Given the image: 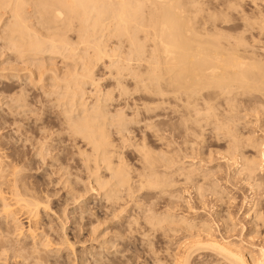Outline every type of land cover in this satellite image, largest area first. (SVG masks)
Returning a JSON list of instances; mask_svg holds the SVG:
<instances>
[{
  "label": "rangeland",
  "instance_id": "374dc122",
  "mask_svg": "<svg viewBox=\"0 0 264 264\" xmlns=\"http://www.w3.org/2000/svg\"><path fill=\"white\" fill-rule=\"evenodd\" d=\"M33 2H35V4ZM45 2L46 0H43V1L37 0V2L36 0L35 1L27 0V4H30L29 7L27 8V11L29 12L27 13V15L30 13H33V14L36 13L34 15L30 14V15H33L32 17L28 15V19L29 20L32 19L29 21V23L31 21L34 22V23H30V26L31 25L33 26L34 24L32 28L36 30L35 31L36 33L39 29L40 31L39 34L40 36H42L41 38L44 41H47L48 44L51 43L50 41L52 40H57L56 42H58V38L65 39V41L67 38L66 44L68 43L70 46H68V44L65 45L64 47L59 46V49L57 48L59 52L58 51L55 52L54 51L55 49L53 48L51 49L50 48L51 45L49 46L47 44L46 48L43 49V51L36 52L32 50L30 51L32 52L31 54L30 52H28L29 55L34 56V58L28 55L27 61H29L30 63L24 62V63H27V64H24V63L18 62L19 60L17 59V56H15L16 55L15 52H13L14 49L12 47H9L11 46L10 44H7V41L5 39V34L3 35L4 32H0V35H2L0 37V59H1L0 60V154L3 158L2 160L4 164L7 165L6 167L9 166L8 168H10L13 165H15L16 167L15 166L14 167L17 170L19 169L18 170L19 172L17 175H19L18 178H19V181L21 182L18 184L21 185V183H24V185L28 187V189L33 188L35 192L37 190L38 193L37 192L36 193L39 194V196L40 195L42 197L45 196L43 199H45L46 196H48L51 200L50 207L52 208H50V210L52 211L50 212V210H47L46 211L47 213L46 212L42 213V215L44 216L41 215L42 216L41 221H44L45 224L42 223L41 221L40 223L46 226L44 227L45 234L50 233V235L48 234L49 236L46 237L47 242L45 241V243H48V240L49 241L53 240L52 243L53 242L55 243V244L53 243L55 247L50 242L46 244L48 245V247H44V249L41 247L43 251H45L47 248L46 251H48L49 249L48 252H50L48 254V252L45 251L44 252L45 255L46 254L48 255H46L47 257H45V255L43 254L44 257L48 259L50 257H53V259L56 258L58 260L63 255L64 257L62 256L61 258L67 259V260L65 259L66 262L64 264H68V263L69 264H75V263L76 264H81V263L82 264H93V263L96 264L97 262L100 261V258H102L101 261H103L102 262L103 264L104 263L105 264H175L176 258L183 255L181 253L182 252L184 253L185 251H187V248L188 250L190 248L191 251L192 250L194 251L199 248L197 251L193 252L194 255L192 253V256L190 258V264H230L231 262L228 258H225V259H228L227 261L230 263L225 261V259L223 258L224 255L223 256H221L222 254L219 255V253L215 250L217 252L216 254V252L213 251L212 247L209 246V248L210 249L212 248V250L205 249V246H207L206 243H204L205 246L201 243L196 245L199 242L198 240L202 239L201 235H199V233L195 231L197 229L195 228L194 230L193 228L190 227L191 226L190 224H195V221H196L199 224L201 222H205L209 224L208 226H211L210 229L212 230V233L217 238L222 239V240L225 239V241L234 244L236 248L239 247L240 250L243 249L242 251H244V254H246L247 257L250 256L251 258L252 255L250 254L255 253L253 254V257L254 258L257 257L255 259L260 260V257H259L260 250L258 251V249L261 248L262 246L264 247V242H261L260 239L257 240V237H254L255 234L251 233L252 224L250 223L253 220L251 217L255 216V211L260 210L262 214H264L263 213L264 212V191H263L264 189L263 187L264 186V182H263L264 181V158L261 159L262 158L261 156L264 155V145L262 146V144H264L263 143L264 142V93L263 94L261 93L264 91H262L259 95L258 94L259 92L257 91L255 92V90H253L252 91L254 92L253 94L252 92L247 93V94H251L250 96V95H247L245 92H244L245 94L244 93L240 94L243 92V90L242 92H240L241 90L237 92L238 94L236 93V90H235L234 92V96H236L235 97L236 99L234 98L235 101L233 99H230V101L233 100V102L228 103L229 102L228 99H227L228 102L227 101L225 102L226 99L223 98L222 96L220 97L225 99L224 101L218 96H217L218 98L216 97L215 92H217V90L213 91L211 89L212 90L211 92L208 90L207 91L205 90L204 95H210L207 97L205 96V98L207 99V102L209 100L211 101V102H208L209 105L213 101L211 99H214L213 101L214 103H212L213 104L212 107H214V105L216 106L214 107L213 114H215L216 116V113H217L218 116H216L215 118L214 115H211L210 113H208V116L210 117L213 116V117L210 120L208 119V121L206 120L207 118H209L206 116L207 112L209 111L208 110L206 111V109L208 108H205V107L207 106L208 103L204 102L206 101L204 98L203 101L202 100L199 101L200 102L199 105H201L202 107L204 106L202 105L201 101L204 102V104H206L203 110L204 112L206 111V113H203V111L201 110L202 112L200 113H202L203 115H200V113H195V112H194L195 115L194 113L193 115L195 119L197 117V114H199V117L200 116L202 117L201 119L205 118L204 119L205 122L204 120L200 121L201 119H199L198 121L201 124H199L198 122L196 123L195 120L197 118L193 120V117L192 119L190 118L191 116L190 117L183 116V113H184L183 109L184 107L186 108V106L182 105L185 103L181 104V102H183L182 99L176 97L174 98V99H177L175 101L173 98H171L170 95H168V98H166L167 100L164 101L163 99H161L159 95H157L159 97H157L156 95L152 96V93L151 94L150 92L147 93L146 90L142 89L141 86L143 85V83L144 85H147L146 84L147 80L144 81L143 79H140L141 80L140 81L136 76H132V75L133 73L135 75L137 72H139L137 74H141L140 73L141 70H142L141 71L142 74L143 73L145 74V72L143 71H147L150 68L148 67L149 62H143L142 60L138 61V59H136L137 57L136 54H134L131 50H130L131 52L128 50V49H132V47L129 44V41L128 39H126V37L124 38L123 36H120L124 39L118 37V39H121V40H118L115 36H112L113 38L111 37V40L107 43L105 41H108L110 38L108 40L106 39L110 36L106 33V31H105V34H102L103 31L102 32L99 31L97 35L89 36L90 38L94 37L95 39L94 38L92 40L90 38L87 39L88 38L87 36L85 35L82 36L83 35L82 33L84 32L79 31L82 29L80 27L82 23L79 21L78 18H75V16L72 17V15L68 13V11H66L67 9L64 8L65 9L64 11L62 7L60 9H62V11L65 12L64 13L65 17L63 16L64 18L62 20L59 19L56 21V19H54L55 17H54L53 12L48 14V12L44 10V8H46L47 10L48 9L51 10L54 7L44 6ZM177 2L180 3L182 7L185 6L186 9L185 8L184 9L186 12H188L186 13V15L190 14L192 17L189 15L188 16L191 18L196 17V20H198L199 22L197 23L198 25L200 24L202 25L205 21L207 23L208 22L210 23V25L209 23L207 24V26H209L207 27V29H209L212 24H216V26L218 27L216 28V30H221L224 33L227 32L224 35V33L220 31L226 38L231 39L230 41L228 39V41L232 42L233 44V45H230L231 44L230 43L229 44L230 46L237 47L238 49L241 48L240 49V51L242 50L241 51L242 53L240 52L241 54L246 53L248 54V55L245 54L246 56H250V57L252 56V59L253 58H255V60L257 59V62L258 63L260 62L261 65L264 67V27H263L264 26V0H179V1L177 0ZM180 4H177L179 5V8L181 7ZM31 5L32 7L30 8ZM45 5H49V4L46 2ZM34 6H36L37 8L35 9ZM38 10L39 11L44 10L43 11L44 13L43 12L42 14L39 13V16H38V12H39ZM46 14L49 19L47 18ZM34 16H36L37 18ZM45 16L48 20L44 19ZM6 17H5L6 18L5 22H3L2 24L6 25L7 23L10 22L11 20L10 15L9 14L6 15ZM39 17L40 19H42L43 17L41 22H39L40 21ZM71 17L77 20H74V19H73L74 21L70 20L69 18ZM213 17H215V19ZM65 19H68V20H65ZM213 19L215 21H213ZM43 20L45 22L44 24L46 25V27L45 25H43ZM54 20H55V24L58 25L60 22V25L58 26L53 25ZM65 22L67 25H65ZM68 22H69V25H68ZM46 23H50V24L52 23L51 26L53 29H51L50 28L51 26L50 25L48 26V24ZM106 23H110V22L106 21ZM107 25L109 26V24ZM53 26H55L56 28ZM63 26H66V27H63ZM59 27L62 29H60ZM214 27L215 25L214 26L212 25L211 27L212 29H214L212 33L215 32ZM59 29L60 31L63 30V33L61 32L59 33L58 32ZM212 29H209V30H212ZM90 30L91 28H89V31ZM54 33H56L57 35ZM106 35H107V38H106ZM141 35L142 34H140V37ZM36 36L40 37L37 34ZM62 36L65 38H63ZM98 36L100 39H97ZM142 36H143L142 39L140 38L141 41L144 40V35ZM53 37H55V39ZM80 37L83 39H81ZM102 37H104L105 40H103ZM236 39L238 41L240 39V42L242 43V45L239 42L238 46H237V43L234 46V42L237 41ZM97 40L100 41V43ZM102 40L104 42H101ZM85 41H88V42H85ZM94 41L95 42L97 41L98 45H103L104 43H105L104 45L108 44L107 46L110 49L107 48V46H106V49H107V53L111 52L110 55H112L113 52L117 51V53L115 52L116 53L115 55H112L113 59L116 56L115 58L117 60L115 59L111 60L112 59L111 57H109L110 58L109 60L107 57L108 55L100 59V61H98V57H96L97 58L96 61H95L96 58L89 59L91 61H94L92 63L93 68L89 69L88 64L91 62L88 60V58H90L92 54H93L91 56L92 58L95 57V55L97 56L96 54L97 53V43H95ZM119 42L120 43L122 42V43L119 44ZM147 42H146L147 46L150 44L148 47L146 46V48H149L147 50H151V49L153 50V48L151 47V46H154L153 45L154 43L152 42V40L151 41L147 40ZM85 44H90V45H85ZM91 44H94L95 46L93 47V45ZM56 45L58 44L56 43ZM227 45L228 44H226L225 48L228 49L230 46L228 45L229 46L228 47ZM71 46L75 48L74 52L72 51V48H70ZM87 46H89L91 49L87 50L88 49L86 48ZM48 48H50L51 50ZM93 48L96 50H93ZM10 49L11 50L13 49V51H10ZM111 49L113 50L116 49V50L113 51ZM109 50L111 51L108 52ZM151 51H146V53L147 52L151 53ZM34 52L36 55L37 54L38 55L36 56ZM42 53L45 55H40L41 56L40 57L39 54H42ZM132 53L135 55L134 57L132 56L133 55ZM12 55L15 57H12ZM78 55H80L82 60L79 59L78 61V58L72 59L75 57H79ZM148 56H146V58L144 57L143 60H146ZM132 57L134 61L132 60ZM15 58L17 60H15ZM35 58H38V59L35 60ZM83 59L85 62L88 61L89 63L87 62L85 63ZM30 60H33V62ZM109 61H112V62H109ZM148 61L150 60L148 59ZM114 62H116L115 65L111 66L112 64H114ZM31 63H32V66H31ZM94 63L95 65H93ZM84 64H86L87 66ZM25 65H28V66H25ZM89 66H91V64H89ZM120 66L122 67L120 68ZM129 66H131V68ZM133 66H135L138 69V71H134L136 68ZM31 67H32V70H31ZM35 67H36V72L34 71ZM38 67H39V70H37ZM128 67L131 70L133 69L134 72L132 74L128 70ZM85 69H88L89 71H91L90 75H92L91 78L92 80L94 79L93 80L94 83L96 81L95 84L93 83L92 80H91L92 83H86V81H90V80L82 78L83 76L85 77L86 75L88 76V78L90 76L88 70H86V74H84ZM32 73H34L35 75L32 76ZM36 73H39V74L36 75ZM18 75L20 76V79H18ZM6 76H9L8 79L6 78ZM78 76H81L80 79L78 78ZM145 76H147V74ZM145 76H144V79H145ZM166 76L169 77L168 75ZM76 77L78 79H76ZM70 79L79 81L78 84H80V86L83 85L82 92H85V93L84 95L83 93L79 95L83 96V98L86 101L82 99V97L81 98L79 97V99H80V102L82 101L84 102L83 104L84 107L85 106L86 108L89 107V110L91 109L92 111L95 108L94 111L100 110V113L103 112L104 115L105 113L106 115H108L106 118V121L107 119L110 121V122L107 121L108 123L107 125H108V128H111V130L108 129V131L112 132V133L110 132V134H112V137H110L111 138L110 141L114 143L112 145H115L117 148H119V149H116L118 151L115 150L116 151L115 157L119 158V156L122 155L120 156L119 161H118V158L116 159L114 157V159H116V163L120 164V166L124 167L127 165V168L129 167L128 173L130 174H127V175L128 176L130 175V176L127 179H130V182L128 180L127 181H128V184L130 185L125 184L126 186L123 185L124 188L123 187L121 188V186H119V188L117 189V187L114 184V182L116 183L115 181L116 178L111 176V173L107 171L106 168L103 166L104 164L102 165V163H100L97 165L95 159L98 157V154L96 152L91 153L92 152L91 147L86 146L85 141L82 140V136L80 135L81 136L80 138L78 134H75L74 128H72L74 126L73 123L79 122L80 117L83 116V110H81L80 106L77 107V105L80 103L78 99H76L77 102L75 101L78 104L73 105V104H76L72 101L75 99L74 95L76 93L74 91L77 92V86L79 85L77 84V81H73V80L70 81ZM81 79L82 80L84 79L82 81V84H81ZM168 79L169 78H167V80ZM68 80L70 81V83H67ZM137 81H139V83H137ZM69 84L71 86L75 85L76 89H74L73 88L74 86H73L72 88L74 89V91H71L73 89L71 88L70 90ZM123 87H126V90L127 89L128 90L127 91L125 90V92L122 91L121 88ZM138 87H141L142 90ZM83 89L84 90L86 89V90L84 91ZM21 90H23L24 92L23 91L21 92ZM54 90L57 91V93ZM237 90H239V88H237ZM68 91L69 92L71 91V93L73 92L75 94H72L71 96V94ZM205 92L207 93L209 92V93L207 94ZM18 93H21V94H18ZM211 94L212 95L215 94V95L212 96ZM241 96L242 98H239ZM172 97L174 96L172 95ZM210 97L212 98L209 99ZM215 97L217 100H215ZM159 99H161L160 100L161 102L158 101ZM23 100L25 102H23ZM67 100L69 102L70 101L72 102L70 103L68 102L69 103L68 104L66 103ZM99 100L103 102L99 103ZM162 100L164 101L163 102L164 104L166 101L168 102L171 101L170 102L171 104L166 102L167 104L164 105L162 104ZM158 102L161 107L158 106L159 105L157 104ZM134 103H136V105ZM143 103L144 105H147V106L150 105L149 106L150 109H148L149 107L146 108L143 105ZM97 104L98 106L100 105L99 108L95 106ZM67 105L69 108L67 107ZM127 105L129 106L127 107ZM134 105L137 109L141 108L140 110L138 109L136 111L137 112L136 114H134L135 113L134 107H133ZM154 105H156L155 107L157 109H155ZM209 105L207 107H209ZM231 105H233V108ZM70 108H71V111H70ZM76 108L78 109L80 108L79 111ZM103 108L105 111L102 110ZM151 108L152 110L154 108L156 111L154 112L153 110L151 112ZM216 108H217V112L215 110ZM230 108H232L233 111H231L232 109ZM234 108L236 109L234 110ZM67 109L68 111H66ZM145 109H147L148 111L150 110L149 113H147ZM184 110L187 111L186 109ZM67 112L69 113L70 117L65 119L67 117L65 115L67 114ZM153 112L156 113L157 115L153 114ZM118 113H123V114L120 115ZM146 113L148 115L150 114L149 116H152V117L153 115L154 116L156 115L155 117H153L155 119L152 120L151 118L149 120L148 119L149 116H147ZM73 114L75 116L72 117ZM77 114H80L81 116L80 115L77 116ZM179 114L180 116L182 115L184 118L186 117L185 118L186 120L183 118V120L185 121L184 123H186V125L188 123L187 121H189L187 120V118L191 119L187 126L184 125V123L182 124L183 122L182 120H181L182 122L180 123L179 118L182 119V117H179ZM109 115L113 116V117L110 116L112 120L108 118ZM125 115H127L126 118L128 117L130 120L131 119L133 120V117L136 119H134L135 121L127 122L126 123L127 125H125L124 124L125 122L122 120H119L118 118L120 117L121 119L122 117L124 120H128L124 117ZM232 116L233 117L235 116L237 118L235 123H233V121H235L234 119L228 118V117L231 118ZM228 119L230 120V123H233V124L227 123L229 122ZM113 120H116L117 123L114 124V122L116 121L112 123ZM213 120L214 122H212ZM209 121H211L212 123ZM219 121L223 122L222 125H221V122H220V125H217V123L219 124ZM190 122H194V125H192V129L190 128L192 131L189 130L190 132L186 133L187 131H185L186 129L184 128V126H186L188 130V126L190 127L189 124H193ZM122 123L125 125L124 128L126 130V133H124L125 130H123L124 125H122ZM156 123H158L159 126ZM224 123L226 124L224 125ZM110 124L112 125L118 124L117 125L118 127L115 128L116 126H111ZM155 124L158 128L156 126H154L155 128H152V126ZM172 124L175 126H172ZM196 124H197V127H196ZM227 124L231 125L233 129L229 127ZM69 125L71 127H69ZM223 125L226 128H229L231 131L233 130L232 136L230 138H228L230 134L227 135L229 129H226L225 127H223ZM233 125L234 126L236 125L235 126L236 131ZM120 126L122 129H119ZM213 126L215 128L216 127L219 128L222 126L224 128V131L222 127L219 128V130H217L218 128L215 129ZM200 128H203V129H200ZM70 129H73V130H70ZM127 129L128 130L131 129V132L129 131L127 132ZM195 129L197 130L194 131ZM118 130H120L121 132L120 131L118 132ZM151 130L153 131V133ZM234 131L238 132V135L240 137V139L239 137L235 139H238L239 141L243 139L245 140V141L243 140L244 141L243 143L242 141L241 143L239 142L240 148L243 147L242 152H244L245 157L248 156L249 158H252L254 156H257L258 152L260 154L259 160H260V165L262 164L260 166L261 168L259 167L260 170L259 171L257 170V172L255 173L257 175L256 176L253 175V178H251V181L249 182H248L246 172L245 173L241 172L243 169L242 164L244 162L242 161L243 156H244L242 153L239 152L242 155H240L239 153L235 155L237 161L235 159L233 160L231 159L232 162L231 160L229 162H227V160L225 161L226 159L225 156L233 152V148L230 147V146H233V144H229L228 140L230 142L232 137L234 138L238 136L237 133L236 134L234 133ZM222 132H224V134ZM158 133H159V136L156 135ZM122 134L124 135L122 137L123 139H120L121 138L120 136H122ZM183 134L185 137L182 136ZM233 134L236 136H234ZM222 137L223 139H226V140H222ZM161 138H163V140H161ZM247 138L248 140L249 139L253 140V143L254 142L258 143L259 141L261 143V146L258 145L259 150L258 149L255 150L256 148L251 146V144H253L252 141L251 142L247 141L248 143L249 142L251 143L249 146V144L246 142ZM164 141H167V142H164ZM244 143L245 144L247 143L246 145H248V147ZM141 144H144V146L146 147L144 148V146ZM169 146L170 148H168ZM245 147L247 148L245 149L247 152L244 150ZM249 147L252 148L254 151L251 150ZM142 148L144 150L146 149L147 151L146 150L145 151L147 153H150L151 155L157 151L156 153L157 154L159 153L160 155V156L157 155L158 159L156 157L158 164L161 162L160 161L161 158L162 160L164 158L167 159L165 160V162L163 161L164 163L161 162V164L162 163L164 164V165L162 164L163 165L162 168H161V164H159L160 168H158L159 166L158 164L156 165L157 169L155 170L159 169L156 172H160V173L164 171L166 172V169H168L169 166L171 167V164L172 166L178 165L177 167L176 166L171 167V168L169 167L170 170L168 169L167 171V174H170L169 175L170 178L174 176L172 177L174 181L171 178V182L168 183V186L167 185L165 186L166 188H168V189L164 188L166 192H164L163 188L162 189L158 188L159 190L152 189L155 187L150 186L149 182L146 180V177L147 179L151 178L152 180V176L149 177L150 175L146 173L147 171H149L147 170L148 167L146 168L147 165L149 166V163L147 159L145 158V156L143 159L142 153L145 155L146 152L144 153V150ZM227 148L229 150H227ZM111 149H113V147ZM140 149L143 150L142 153ZM164 150L165 151L167 150V152L169 150L170 153H166V154H169L171 156L170 157L171 159L172 158L176 159V160L172 159L171 164L170 163L168 165L166 164V161L169 160L167 157L169 156L165 154ZM260 150H261V153H260ZM159 151L160 152L163 151L165 155L163 154V157H162V153H160ZM223 152L224 153L228 152V153H226L225 155ZM139 154L141 155L142 158L140 157ZM83 155H85L86 157L88 156V157L85 159V156ZM94 155L97 157H93ZM90 156L93 157L94 159H92ZM154 156L156 155L153 154V157ZM240 157L242 158V160ZM91 159L94 161L93 165L91 163H88V161H91ZM123 159H124V164L126 163V165L124 164L122 165V163L120 162V160L123 161ZM177 159H178V163H177ZM93 161L91 162L93 163ZM175 162L177 164H175ZM145 163H148V164L145 165ZM142 165L145 168L142 167ZM89 166L90 167L92 166V167L88 168ZM164 166H166V169H163ZM97 167L98 168L100 167V169L98 170ZM92 168L95 169V171H98L99 174L96 173L95 175L94 174L95 171L93 172ZM124 168L125 170L127 169L126 167ZM89 169H91L92 172ZM160 169H162V171ZM145 170L147 171L145 172ZM177 170L180 172V174ZM192 170L193 172L195 170L193 175H191ZM125 172L127 173V171ZM185 172H187V174ZM189 173H190V176H189ZM93 174L95 176L97 175L103 176V178L105 176L104 179H107L110 176V179L113 178L112 180L114 182H112V180L109 179L110 181L108 180L109 182L107 181V184L104 185L107 188L106 187L104 188V186H98L95 184V180H94L95 176ZM141 174L143 175L141 176ZM146 174L148 176H146ZM163 174L162 176L159 174L158 177L161 176V180L164 179L163 181H165L169 177L165 176L167 175L166 173L164 174V176ZM143 176L145 178L142 179L141 177ZM162 177L164 178L162 179ZM188 177H191V178H188ZM204 177L206 180L204 179ZM140 178L142 180H140ZM188 179H191V180L188 181ZM141 181L143 182L140 184ZM146 181L148 183H146ZM169 181L170 179L167 180V182ZM110 182H111V186L109 184ZM145 183L149 185V187H152V188L151 189L148 188V186ZM172 183L173 185L171 186ZM210 183H212V185H210ZM213 183H215L214 186L218 190L214 188ZM142 184L143 186H141ZM94 185H95V188H94ZM202 186L205 190L202 188ZM111 187L112 188L115 187L117 190L114 191L115 188L112 189ZM126 187L127 188L130 187L129 190ZM260 187H263V188L261 189ZM110 188H111L110 193L113 197H117L120 195L119 198H122V199L119 200V198L117 197V198H114L115 199L114 200L113 197H109V195L106 196ZM196 188H199V189L201 188L200 190L202 189L203 190L199 191V189L197 190ZM119 189L121 190V193H119L120 191ZM167 190H169L170 192H168ZM162 191L164 192L163 194H162ZM198 191L199 193L201 192L202 196L198 194ZM170 193H172L173 195ZM114 194H116L117 196H114ZM109 201H112V203ZM114 203L117 205H115ZM255 207H257L258 209ZM253 211H254V214H253ZM251 213L252 215H250ZM20 214H18L19 217H18V223L15 225L16 228H14V226L12 227L13 233L11 234V236L14 240H17V238L21 236L19 234L18 229L19 227L20 229L22 227L21 229L22 231L20 232H24V233H22V237L20 239H23L24 237L23 241H26L25 236L28 235L26 233L29 232L28 231L29 228L32 227L34 229V225L29 224L30 222L28 221V218L26 217V215H23L22 213ZM147 215L149 216L150 219L147 217ZM156 215L157 217H160V219L159 218L157 219ZM151 216L153 218L156 217V220L151 219ZM228 216L231 217L232 220ZM0 218H1L0 221L2 222V216H0ZM161 218H163L162 222H161ZM168 218L169 219L171 218V220L172 219L173 220L168 221L169 220ZM135 220H137V222ZM150 220H152L153 222H157L158 220H160V222H157L158 223L157 226H156L157 223H154L155 224L154 226L153 222ZM179 220L187 224L189 223L190 224L186 227L187 224L183 225V223L181 222V225H180ZM188 220L189 222H187ZM149 221L152 223H150ZM177 221L179 222L178 225L177 223H175ZM62 222H64L65 224V227H64L65 229L63 228L64 224H62ZM128 222L130 223L134 222V223L128 224ZM167 222H170L171 224ZM150 224H152L153 227ZM160 224L161 226H159ZM158 226L160 228H158ZM188 227L192 230L190 231ZM23 229H25V231ZM185 229L187 230L189 229V230L187 231ZM15 230H18V232ZM26 230L28 232H26ZM258 231H259V234H262L261 236L264 240V227H260ZM198 235L200 236L199 239H198L199 237ZM67 238L70 241L76 243L74 244L73 249L70 248V250H68V248H64L67 245V243H64L63 241L65 239V242H66ZM200 242H205V241L204 239H202ZM63 243L65 246L62 247ZM238 244L240 246H238ZM58 245L62 247L59 254L58 252L56 253L55 251L58 249L59 247ZM199 245H202V247L204 248H200ZM176 246L179 248H177ZM196 246L198 248H196ZM182 248L185 250L182 251L183 250ZM54 252L56 253L55 254L56 256H54ZM57 255H59L58 258H57ZM3 258L5 259V257ZM4 259H0V264L4 262ZM63 259H61L62 261L61 260L60 261L61 262L65 261Z\"/></svg>",
  "mask_w": 264,
  "mask_h": 264
},
{
  "label": "bare ground",
  "instance_id": "6f19581e",
  "mask_svg": "<svg viewBox=\"0 0 264 264\" xmlns=\"http://www.w3.org/2000/svg\"><path fill=\"white\" fill-rule=\"evenodd\" d=\"M29 1V0H28ZM33 1V0H32ZM35 1V0H34ZM43 1V0H42ZM179 1V0H178ZM36 2H37V0H36ZM39 2V1H38ZM46 2L49 4V5H45L46 4ZM46 2H45V4H44V6H52V7H54L53 9H46V8H44V10H46L47 12H48V14L49 13H52L53 12V14H54V19H56V21L57 20H62L65 16H64V13L65 12H63L62 11V9H60V8H62L63 7V9L64 8H66L67 10L66 11H68V13H70L71 15H72V17H74L75 16V18H78L79 19V21L82 23L81 25H80V27L82 28H80L81 30H79V31H81V32H84V33H82L83 35L82 36H87V37H85V38H87V39H89L90 37L89 36H91V35H97V33L100 31V32H102L103 31V33L102 34H105V31H106V33L110 36V37H108L107 38V35H106V40H108L109 38V40L108 41H105V42H109L110 40H111V37L112 36H115L117 39H118V37H120V36H123L124 38L126 37V39H128V41H129V44L131 45V47H132V49H128L129 51L131 50L134 54H136V59H138V61L139 60H142L143 62H149V66L148 67H150L147 71H143V72H145V74L143 73L142 74V70L140 71V69H139V71H140V73L142 74H137V73H139V72H137L135 75H134V71H138V69L135 67V66H133V67H135L134 69V71H133V69L131 70V69H129V67L131 68V66H129L128 67V70L130 71V73L132 74L133 73V75L132 76H136L139 80L140 79H143L144 81H146L147 80V85H144V83H143V85H144V87H143V85L141 86L142 87V89H144V90H146L147 91V93L148 92H150V94L152 93V96L153 95H159L160 97H161V99H163L164 101L165 100H167L166 98H168V95H170L171 96V98H176V97H178V98H180V99H182V101L183 102H181V104L182 103H185V104H182V105H185L186 106V108L184 107V109H186L187 111H185L183 108V112L185 113H183V116H191L190 118L192 119V117H193V120H195L196 118V123L198 122L199 124H201L198 120L199 119H201L202 117L200 116L199 117V114H197V117L194 119V115H195V113H200V112H202L203 110H204V106H206V104H204V102H207V99L205 98V96L207 97V96H210V95H204V91L206 90H208V91H216L217 90V92H215V94H216V97L218 96L219 98H221L220 96H222L223 98H225V99H223V98H221V99H223V101L225 100V102L227 101V99L229 100V102L228 103H230V102H233V100H234V98L236 97V96H234V92H235V90H236V93L237 92H239L240 90V92H242V90H243V92L242 93H240V94H243L244 92L247 94V93H250V92H252L253 90H255V92L257 91V92H259L258 94L260 95V93L262 92V91H264V67L261 65V63L259 62H257V59L255 60V58H253L252 59V56L250 57V56H246V55H248V54H246V53H244V54H241L242 52V50L240 51V49H238L237 47H233V46H230V45H233L232 44V42H229L231 39H229V38H226L224 35L227 33H224V32H222L221 30H216V28H218L217 26H216V24H212L213 26L215 25V32L214 33H212L213 31H214V29H212L211 27H212V25H211V27L209 28V29H212V30H209V29H207V27H209V26H207V24L209 23H207V22H205L204 21V23L201 25H198L197 23H199L198 22V20H196V17L195 18H191L192 16L190 15V14H187L186 15V13H188V12H186L185 11V6L184 7H182L181 6V4L180 3H178L177 2V0H46ZM175 2V3H174ZM34 4H35V2H33ZM182 3V2H181ZM30 4H31V2H30ZM30 4H27V0H0V32H4L3 33V35L5 34V39H6V41H7V44H10L11 46H9V47H12L13 49H14V51H13V49L11 50L10 49V51H13V52H15V56H17V59L19 60L18 62H21V63H24V62H29V61H27L28 60V55H29V53L28 52H30V51H36V52H40V51H43V49H45L46 48V45L48 44L47 43V41H44L41 37L42 36H40V31H39V29H38V31H37V33L35 32L36 30L35 29H33L32 27L34 26V24H33V26L31 25L30 26V23H34V22H30L29 23V21L30 20H32V19H28V15H30V14H33V13H30V14H28L27 15V13H29L28 11H27V8L29 7V5ZM37 4V3H36ZM177 4H180V6L182 7H180L179 8V5H177ZM33 5V4H32ZM32 5L30 6V8L32 7ZM41 5V4H40ZM43 5V4H42ZM34 8L36 9L37 7L36 6H34ZM33 8V9H34ZM51 8V7H50ZM185 8V9H184ZM40 9V8H39ZM42 9V8H41ZM30 10V9H29ZM43 10V11H44ZM32 11V10H31ZM35 11H37V10H35ZM39 11V10H38ZM42 10H40L39 12H38V16H39V13H41L42 14V12H43ZM64 11H65V9H64ZM33 12H34V10H33ZM44 13V12H43ZM10 15V17H11V20H10V22L9 21H7V22H9V23H7L6 25L5 24H2L3 22H5V19L7 18L6 17V15ZM34 14H36V13H34ZM33 14V15H34ZM67 14V13H66ZM65 14V15H66ZM33 15H30L31 17L33 16ZM43 15H45V14H43ZM191 16V17H189V16ZM42 16V15H41ZM40 16V17H41ZM46 16H47V14H46ZM46 16H45V18L44 19H47L48 18V16H47V18H46ZM64 16V17H63ZM6 17V18H5ZM9 17V16H8ZM34 17H36V16H34ZM40 17H39V19H40ZM71 17V18H72ZM37 18V17H36ZM35 18V19H36ZM68 18V17H67ZM69 18L70 20H73L74 18ZM214 19H215V17H213ZM34 19V18H33ZM42 19H43V17H42ZM42 19H40V21L39 22H41V20ZM49 19V18H48ZM47 19V20H48ZM213 19V21H215ZM65 20H68V19H65ZM65 20H63V21H65ZM74 20H77V19H74ZM73 20V21H74ZM196 20V21H195ZM263 20V19H262ZM46 21V20H45ZM51 21V20H50ZM49 21V22H50ZM106 21H109L110 23H106ZM210 21H212V20H210ZM38 22V23H39ZM47 22V21H46ZM70 22H72V21H70ZM76 22V21H75ZM45 22H44V20H43V25H45L44 24ZM58 23V22H57ZM214 23V22H213ZM261 23V22H260ZM263 23V22H262ZM46 24H48V26L50 25L51 26V24L50 23H46ZM62 24V23H61ZM73 24V23H72ZM107 24H109V26L107 25ZM206 24V25H205ZM41 25V24H40ZM53 25H56V26H58V25H60V22H59V24L57 25V24H55V20H54V22H53ZM64 25V24H63ZM65 25H67L66 24V22H65ZM68 25H69V22H68ZM70 25H71V23H70ZM82 25H83V27H82ZM209 25H210V23H209ZM258 25H259V23H258ZM37 26H38V24H37ZM36 26V27H37ZM73 26V25H72ZM262 26V25H261ZM8 27V28H7ZM42 27V26H41ZM45 27H46V25H45ZM53 27H55V26H53ZM62 27V26H61ZM63 27H66V26H63ZM68 27V26H67ZM70 27V26H69ZM264 27V26H263ZM262 27V28H263ZM38 28V27H37ZM43 28V27H42ZM41 28V29H42ZM47 28H49V27H47ZM51 29H53L52 28V26L50 27ZM56 28V27H55ZM60 28V27H59ZM73 28V27H72ZM89 28H91V30L89 31ZM60 29H62V28H60ZM60 29H59V33L61 32V33H63V30H61L60 31ZM65 29V28H64ZM50 30V29H49ZM68 30V29H67ZM83 30V31H82ZM42 31V30H41ZM224 33V35L221 33ZM52 32V31H51ZM57 32V33H58ZM65 32V31H64ZM41 33H43V32H41ZM50 33V32H49ZM53 33V32H52ZM51 33V34H52ZM66 33V32H65ZM86 33V34H85ZM2 34V33H1ZM36 34L37 35H39L40 37H37L36 36ZM54 34H56V33H54ZM81 34V33H80ZM140 34H142V35H144V40H142L141 41V39H142V35H141V37H140ZM53 35V34H52ZM57 35V34H56ZM59 35V34H58ZM66 35V34H65ZM100 35V34H99ZM239 35V34H238ZM2 35H0V37H1ZM50 36V35H49ZM67 36V35H66ZM92 36V37H93ZM227 36V35H226ZM229 36H230V34H229ZM56 37V36H55ZM55 37H53L54 39H55ZM60 37V36H59ZM63 37V36H62ZM105 37V36H104ZM104 37H102V39L103 40H105L104 39ZM3 38V37H2ZM63 38H65V37H63ZM81 38V37H80ZM94 38V37H93ZM93 38H90L91 40L93 39ZM113 38V37H112ZM120 38H122V37H120ZM124 38H122V39H124ZM141 38V39H140ZM244 38V37H243ZM4 39V40H5ZM51 39V38H50ZM81 39H83V38H81ZM95 39V38H94ZM97 39H100L99 38V36H98V38ZM228 39H229V41H228ZM234 39V38H233ZM232 39V40H233ZM52 40V39H51ZM86 40V39H85ZM91 40H90V42H91ZM101 41V42H104V41ZM118 40H121V39H118ZM147 40L148 41H151L152 40V42L154 43L153 45L154 46H151L152 48H153V50L151 49V47H150V49L152 50H147V49H149V48H146V46H147ZM237 40V39H236ZM235 40V41H236ZM3 41V40H2ZM49 41V40H48ZM57 40H52V41H50L51 43H49L48 45L50 46V48L52 49H55L54 51L55 52H59V50H57V48L59 49V46L60 47H64L65 45H67L66 44V41H67V38H66V41H65V39H59L58 38V42H56ZM83 41V40H82ZM89 41V40H88ZM88 41H85V42H88ZM98 41V40H97ZM97 41L95 42V43H97ZM127 41V40H126ZM127 41V42H128ZM58 44V45H56V43ZM84 42V41H83ZM99 43H100V41H98ZM147 42V43H146ZM240 42V39H239V41L237 40L236 42H234V46L236 45V43H237V46H238V43ZM244 42V41H243ZM122 43V42H121ZM120 42H119V44H121ZM231 43V44H230ZM241 43V42H240ZM6 44V43H5ZM6 44V45H7ZM105 44V43H104ZM103 44V45H104ZM125 44H127V43H125ZM226 44H230L228 47L229 48H231V47H233V48H231V49H227V48H225L226 47ZM85 45H90V44H85ZM91 45H93V47L95 46L94 44H91ZM98 45V43H97V56L95 55V57H91L92 55L91 54H89V55H91L90 56V58H88V60L89 59H95L96 57H98V61H100V59H102V58H104L106 55H108L107 57H108V59L110 60V58L109 57H111L112 59L111 60H117L115 57H114V59H113V57H112V55H115L116 53H117V51H115V52H113L114 50H116V49H111V50H113L112 52H113V54L112 55H110L111 54V50H109L108 52H110V53H107V49H106V46L108 45ZM150 45V44H149ZM148 45V46H149ZM240 45V44H239ZM241 45H242V43H241ZM48 46V47H49ZM68 46H70L69 44H68ZM102 46V47H101ZM147 46V47H148ZM245 46V45H244ZM249 46V45H248ZM240 47H242V46H240ZM5 48H7V47H5ZM50 48H48V49H50ZM70 48H72V51L74 52V50H75V48L73 47V46H71ZM69 48V49H70ZM86 48H88L87 50H89V49H91L89 46H87ZM107 48H109L108 46H107ZM9 49V48H8ZM48 49H47V51H48ZM50 49V50H51ZM61 49V48H60ZM110 49V48H109ZM244 49V48H243ZM64 50H65V48H64ZM93 50H96V49H94L93 48ZM45 51V50H44ZM130 51V52H131ZM146 51H151V53H149V52H147L146 53ZM245 51V50H244ZM52 52V51H51ZM62 52V51H61ZM71 52V51H70ZM241 52V53H240ZM12 53V52H11ZM32 52H30V54H31ZM44 53H46V52H44ZM54 53V52H53ZM72 53V52H71ZM107 53V54H106ZM132 53V54H133ZM149 53V54H148ZM34 54H35V52H34ZM132 55L133 57L135 56V55ZM146 54H148V55H146ZM246 54V55H245ZM251 54V53H250ZM36 55V54H35ZM38 55V54H37ZM36 55V56H37ZM40 55H45V54H39V56ZM70 55H72V54H70ZM73 55H75V54H73ZM148 56V58L146 59V60H143L144 59V57L146 58V56ZM253 55V54H252ZM15 56H13L12 55V57H15ZM30 56V55H29ZM79 57H75V58H72V59H77L78 58V61H79V59H81L82 60V58L80 57V55H78ZM254 56V55H253ZM30 57H33L34 58V56H30ZM29 57V58H30ZM41 57V56H40ZM71 57V56H70ZM106 57V58H107ZM133 57H132V60L134 61V59H133ZM16 58H15V60H17ZM32 59V58H31ZM36 59H38V58H35V60ZM148 59L150 60V61H148ZM1 60V59H0ZM87 60V59H86ZM97 60V58L95 59V61ZM30 61H32L33 62V60H30ZM77 61V60H76ZM83 61H84V59H83ZM91 63H89L88 61H86L87 63H89V64H91V66H89V64H88V68L89 69H92L93 68V66H92V63L94 62V61H91V60H89ZM119 61V60H118ZM137 61V62H138ZM261 61V60H260ZM16 62V61H15ZM85 62V61H84ZM85 62V63H86ZM109 62H112V61H109ZM141 62V61H140ZM139 62V63H140ZM30 63V62H29ZM115 63L116 62H114V64H112L111 66H113V65H115ZM16 64V63H15ZM24 64H27V63H24ZM117 64H118V62H117ZM29 65V64H28ZM28 65H25V66H28ZM84 65H86V64H84ZM93 65H95V63L93 64ZM131 65H133V64H131ZM31 66H32V63H31ZM87 66V65H86ZM119 66V65H118ZM127 66V65H126ZM140 66V65H139ZM30 67V66H29ZM91 67V68H90ZM122 66H120V68H121ZM147 67V66H146ZM28 68V67H27ZM86 68V67H85ZM118 68V67H117ZM34 69V68H33ZM41 69V68H40ZM31 70H32V67H31ZM37 70H39V67H38V69ZM86 70H88V69H85V73L84 74H86ZM118 70V69H117ZM35 72H36V67H35V70H34ZM33 71V72H34ZM34 72V73H35ZM40 72V71H39ZM88 72H89V75H90V72L91 71H89L88 70ZM147 72V73H146ZM34 73H32V76L33 75H35ZM41 73V72H40ZM92 73H93V71H92ZM39 73H36V75H38ZM147 74V76H145ZM166 75H168L169 77H167ZM83 76V75H82ZM144 76H145V79H144ZM8 77L9 76H6V78L8 79ZM17 77V76H16ZM80 77L81 76H78V78L80 79ZM92 75H90L89 76V78H88V76L86 75L85 77L83 76L82 78H84V79H88V80H90V81H86V83H92V81L94 80H92ZM169 78L168 80H167V78ZM77 77H76V79H78ZM91 78V79H90ZM135 78V77H134ZM18 79H20V76L18 75ZM36 79V78H35ZM39 79V78H38ZM83 79V80H84ZM137 79V80H138ZM71 80H73V81H77V80H74V79H70V81ZM82 79H81V84H82V81H83ZM92 80V81H91ZM136 80V79H135ZM70 81L68 80L67 81V83H70ZM141 81V80H140ZM148 81H149V83H148ZM79 83V81H77V84ZM93 83H94V81H93ZM95 83H96V81H95ZM94 83V84H95ZM137 83H139V81H137ZM73 84V83H72ZM84 84V83H83ZM79 86H77V92L76 91H74V89H76V86L75 85H73V86H71L70 84H69V86H70V90H71V88L73 89V90H71V91H74L75 93H71V91L69 92L70 94H71V96H72V94H75L74 96H75V99L74 100H72L74 103H76L77 102V100L76 99H78V101L80 102V99H79V97L81 98L82 97V99H84L83 98V96H80L79 94H82L83 93V95H84V93L85 92H82V88H83V85H81L80 86V84H78ZM141 85V84H140ZM139 85V86H140ZM121 87V86H120ZM141 87H138V88H140L141 89ZM84 88H85V86H84ZM123 88H124V90H123ZM123 88H121L122 89V91H124L125 92V90H126V87H123ZM237 88H239V90H237ZM241 88V89H240ZM141 89V90H142ZM210 89V90H209ZM212 89V90H211ZM84 90V89H83ZM86 90V89H85ZM84 90V91H85ZM128 90V89H127ZM126 90V91H127ZM137 90H139V89H137ZM144 90H143V92H144ZM23 90H21V92H22ZM55 91V90H54ZM53 91V92H54ZM18 92V91H17ZM20 92V91H19ZM24 92V91H23ZM56 93H57V91H55ZM81 92V93H80ZM123 92V93H124ZM129 92V91H128ZM122 93V94H123ZM205 93H207V92H205ZM209 93V92H208ZM207 93V94H208ZM214 93V92H213ZM212 93V94H213ZM244 93V94H245ZM254 92H252V94H253ZM264 92H262L261 94H263ZM18 94H21V93H18ZM23 94V93H22ZM55 94V93H54ZM126 94H128V93H126ZM211 94V95H212ZM214 94V95H215ZM238 94V93H237ZM256 94V93H255ZM69 95V94H68ZM86 95V94H85ZM172 95L174 96V97H172ZM214 95H212V96H214ZM236 95V94H235ZM247 95H250L251 96V94H247ZM16 96V95H15ZM67 96V95H66ZM70 96V95H69ZM73 96V97H74ZM110 96V95H109ZM159 96H157V97H159ZM180 96V97H179ZM183 96V97H182ZM234 96V97H233ZM238 96V95H237ZM255 96V95H254ZM85 97V96H84ZM216 97H215V100H217L216 99ZM217 97V98H218ZM109 98V97H108ZM156 98V97H155ZM170 98V97H169ZM204 98H205V100L206 101H204V102H202L203 100H204ZM212 97H210L209 99H211ZM214 98V97H213ZM239 98H242V96L241 97H239ZM249 98V97H248ZM262 98V97H261ZM66 99H67V97H66ZM72 99V98H71ZM81 99V100H82ZM161 99H159L158 101H160ZM230 99H233V100H231L230 101ZM236 99V98H235ZM251 99H253V98H251ZM63 100V99H62ZM68 100H69V98H68ZM67 100V102L66 103H68L69 101ZM85 100V99H84ZM106 100H108V99H106ZM162 100V104H164L163 101ZM170 100V99H169ZM175 101L177 100V99H174ZM179 100V99H178ZM200 100H202L201 101V103H202V105H204L203 107L201 106V105H199L200 104ZM211 100H213L214 101V99H211ZM72 101H70V102H72ZM76 101V102H75ZM86 101V100H85ZM173 101V100H172ZM212 101V103H214ZM235 101V100H234ZM23 102H25L24 100H23ZM64 102V103H65ZM69 102V103H70ZM100 102H103V101H100L99 100V103ZM161 102V101H160ZM166 102H168V101H166ZM165 102V104H167ZM171 102V101H170ZM170 102H168V103H170ZM208 102H211L210 100L208 101ZM207 102V103H208ZM219 102H220V100H219ZM68 103V104H69ZM107 103V102H106ZM177 103V102H176ZM175 103V104H176ZM212 103H210V105H209V103L207 104V106L209 105V107H205V108H208V109H206V111L208 110L209 112H207V117H209V118H207L206 120L208 121V119L210 120V119H212V117H210V116H208V113H210L211 115H214L215 116V114H213V111H214V107L216 106V105H214V107H212L213 106V104ZM235 103V102H234ZM238 103V102H237ZM236 103V104H237ZM78 103H76V104H73V105H77ZM83 104H84V102L82 101V102H80L78 105H77V107L78 106H80L81 107V110H83V116L82 117H80V119H79V122H75V123H73L74 124V126L72 127V128H74V131H75V134H78V136L81 138V136H82V140L83 141H85V143H86V146L88 147H91V150H92V152L91 153H94V152H96L97 154H98V157L97 156H93V157H97L96 159H95V161H96V163H97V165L98 164H100V163H102V165L106 168V170L107 171H109L110 173H111V176L112 177H115L116 178V183L112 180V179H110V176H109V178H107V179H104L105 178V176H104V178H103V176H100V175H97V176H95L96 175V173L97 174H99L98 173V171H95V169H93V172L95 171V179H94V177H93V179L95 180V184L96 185H98V186H104L105 184H107V181L110 179V180H112V182H114V184H115V186L117 187V189L119 188V186H121V188L123 187L124 188V186L123 185H125V184H128V181L130 182V179H127L129 176L127 175V174H130V173H128L129 172V170H128V168H127V165H126V163L124 164V159H123V161H121L120 160V162L122 163V165L124 164V165H126V166H124V167H126L127 169L125 170V168L124 167H122V166H120V164H118V163H116V159L118 158V157H115L116 156V151H118V150H116V149H119V148H117L115 145H112V144H114V143H112L111 141H110V137H112V134H110V132L111 131H108V129H110L111 130V128H108V123H107V121H109L108 119H107V121H106V118H107V116L108 115H106V113H105V115L103 114V112L102 113H100V110L99 111H94V109H93V111L90 109L89 110V107H87L86 108V106L84 107L83 106ZM87 104V103H86ZM101 104H103V103H101ZM135 105H136V103H134ZM157 104H159V102L157 103ZM156 104V105H157ZM164 104V105H165ZM171 104V103H170ZM72 105V104H71ZM70 105V106H71ZM135 105L133 106L134 107V111H135V113L134 114H136L137 112V110L139 109H141V108H136L135 107ZM143 105H144V103H143ZM142 105V106H143ZM156 105H154V107L156 106ZM180 105V104H179ZM222 105H223V103H222ZM62 106V105H61ZM95 106H97L98 108H99V106H98V104L97 105H95ZM104 106V105H103ZM103 106H101V107H103ZM107 106V105H106ZM129 105H127V107H128ZM146 108L147 107H149V106H147V105H144ZM153 106V105H152ZM158 106H160V104L158 105ZM157 106V107H158ZM228 106H230V105H228ZM232 106V108H233V105H231ZM67 107H68V105H67ZM139 107V106H138ZM144 107V108H145ZM161 107V106H160ZM159 107V108H160ZM163 107V106H162ZM177 107V106H176ZM183 107V106H182ZM203 108V109H201V108ZM227 107V106H226ZM69 108V107H68ZM72 108V107H71ZM71 108H70V111H71ZM90 108H92V107H90ZM136 108V109H135ZM164 108V107H163ZM170 108V107H169ZM181 108V107H180ZM232 108H230V109H232ZM238 108V107H237ZM65 109V108H64ZM73 109V108H72ZM78 111H79V109L78 108H76ZM97 109V108H96ZM101 109V108H100ZM107 109V108H106ZM132 109V108H131ZM148 109H150V107L148 108ZM155 109H157L156 107H155ZM154 108H153V110H154V112L156 111ZM179 109V108H178ZM228 109V108H227ZM236 108H234V110H235ZM74 110V109H73ZM103 111H105L104 110V108L102 109ZM146 110V112L147 113H149V111L147 110V109H145ZM144 110V111H145ZM152 110V108H151V112L153 111ZM176 110V109H175ZM202 110V111H201ZM216 110V112H217V108L215 109ZM229 110V109H228ZM64 111V110H63ZM62 111V112H63ZM66 111H68V109L66 110ZM69 111V112H70ZM76 111V110H75ZM174 111V110H173ZM172 111V112H173ZM179 111V110H178ZM177 111V112H178ZM206 111L204 112L203 111V113H206ZM231 111H233V109L231 110ZM231 111H229V112H231ZM73 112V111H72ZM150 112V113H151ZM153 112V114H156V113H154ZM181 112H182V110H181ZM195 112V113H194ZM76 113V112H75ZM77 113H79V112H77ZM146 113V114H147ZM166 113V112H165ZM193 113H194V115H193ZM67 114L69 115V113L67 112ZM67 114H65L67 117L65 118V119H67V118H69L70 117V115L68 116ZM72 114V113H71ZM81 114V113H80ZM80 114H77V116L78 115H80ZM108 114V113H107ZM118 114H123V113H118ZM125 114V113H124ZM152 114V115H153ZM161 114V113H160ZM177 114V113H176ZM138 115V114H137ZM137 115H135V116H137ZM150 115V114H149ZM148 114H147V116H149ZM157 115V114H156ZM155 115V116H156ZM193 115V116H192ZM200 115H203L202 113H200ZM64 116V115H63ZM73 116H75L74 114L72 115V117ZM81 116V115H80ZM111 115H109V117L108 118H110L111 119V117H113V116H111ZM118 116V115H117ZM116 116V117H117ZM126 116L127 115H125L124 117L126 118ZM154 115H153V117H155ZM177 116V115H176ZM182 115L180 116V114H179V117H182V119L181 118H179L180 119V123L182 122V124L185 122L184 120H183V117ZM205 116V115H204ZM216 116H218L217 115V113H216ZM216 116H215V118H216ZM102 117V118H101ZM122 117H123V115H122ZM121 117V119H120V117H118L119 118V120H122V121H124L125 123V125H127L126 123L127 122H131V121H135L134 119H136V118H134L133 116V120L131 119H129L128 117L126 118V119H128V120H130V121H128V120H124L123 118ZM140 117V116H139ZM152 116H149V120L152 118V120L153 119H155V118H153ZM158 117V116H157ZM233 117V116H232ZM230 118V117H228L229 119H234L235 121H233V123H235L236 122V120H237V118L234 116L233 118ZM64 118V117H63ZM76 118H78V117H76ZM138 118V117H137ZM147 118V117H146ZM161 118V117H160ZM186 118V117H185ZM184 118V119H185ZM190 118H187V120H191ZM217 118H219V117H217ZM236 118V119H235ZM64 119V120H65ZM205 118H203V119H201L200 121H202V120H204ZM221 119V118H220ZM219 119V120H220ZM227 119V118H226ZM228 119V120H229ZM72 120V119H71ZM70 120V121H71ZM77 120V119H76ZM112 120V119H111ZM116 120H117V118H116ZM116 120H113L112 121V123L114 122V121H116ZM176 120H177V118H176ZM182 120V121H181ZM186 120V119H185ZM192 120V121H193ZM216 120H218V119H216ZM215 120V121H216ZM66 121V120H65ZM68 121H69V119H68ZM179 121V120H178ZM189 121H187L188 123H189ZM67 122V121H66ZM72 122V121H71ZM110 122V121H109ZM119 122H121V121H119ZM204 122H205V120H204ZM203 122V123H204ZM209 122H211V121H209ZM212 122H214V120L212 121ZM211 122V123H212ZM220 122L221 121H219V124L217 123V125H220ZM225 122V121H224ZM227 122V121H226ZM69 123V122H68ZM117 123V121L116 122H114V124H116ZM151 123V122H150ZM155 123V122H154ZM166 123V122H165ZM179 123V124H180ZM188 123H187V125H188ZM190 123H193V124H189L190 125V127L188 126V130H187V128H186V123H184V125H186V126H184V128L186 129H184L185 131H187L186 133H188V132H190V131H192L191 129H192V125H194V122H190ZM222 123L223 122H221V125H222ZM227 123H229V124H233V123H230V120H229V122H227ZM70 124V123H69ZM73 124H71V125H73ZM123 123H122V125H124ZM129 124V123H128ZM134 124V123H133ZM136 124V123H135ZM156 124H158V123H156ZM156 124L155 125H153L152 126V128H155L154 126H156ZM161 124V123H160ZM178 124V123H177ZM198 124V125H199ZM226 123H224V125H225ZM67 125V124H66ZM111 126H116L115 128H117L118 126V124L117 125H112V124H110ZM110 125H109V127H110ZM125 125L123 126V130H125ZM163 125V124H162ZM216 125V124H215ZM216 125V126H217ZM223 125V127H225ZM228 125V124H227ZM139 126V125H138ZM158 126H159V124H158ZM172 126H175V125H173L172 124ZM206 126V125H205ZM204 126V127H205ZM229 127H231V125H228ZM234 126V125H233ZM236 126V125H235ZM234 126V128H235V131H236V127ZM69 127H71L70 125H69ZM144 127V126H143ZM157 127V126H156ZM181 127V126H180ZM194 127V126H193ZM196 127H197V124H196ZM200 127H201V125H200ZM212 127V126H211ZM214 127V126H213ZM222 127V126H221ZM221 127H219V128H221ZM222 127V129H223V131H224V128ZM129 128V127H128ZM131 128V127H130ZM151 128V127H150ZM158 128V127H157ZM191 128V129H190ZM215 128V127H214ZM216 128H218V127H216ZM215 128V129H216ZM219 128L217 129V130H219ZM226 128V127H225ZM232 128V127H231ZM119 129H122L121 128V126H120V128ZM200 129H203V128H200ZM226 129H229V128H226ZM233 129V128H232ZM70 130H73V129H70ZM181 130H182V128H181ZM190 130V131H189ZM197 129H195L194 131H196ZM116 131H117V129H116ZM120 130H118V132H119ZM131 132V129L130 130H128L127 129V132ZM152 131V130H151ZM150 131V132H151ZM159 131V130H158ZM174 131V130H173ZM177 131V130H176ZM175 131V132H176ZM203 131V130H202ZM227 131V130H226ZM234 131V133L236 134L237 133V135H238V132H235ZM240 131V130H239ZM72 132V131H71ZM121 132V131H120ZM149 132V133H150ZM155 132V131H154ZM204 132V131H203ZM219 132V131H218ZM221 132V131H220ZM112 133V132H111ZM124 133H126V130H125V132ZM152 133H153V131H152ZM157 133V132H156ZM178 133V132H177ZM195 133H197V132H195ZM213 133H215V132H213ZM223 134H224V132H222ZM232 133H233V130L231 131L230 129L228 130V134L227 135H229L230 134V136H228V138H230L231 136H232ZM117 134H119V133H117ZM201 134V133H200ZM217 134V133H216ZM219 134V133H218ZM221 134V133H220ZM225 134H226V132H225ZM81 135V136H80ZM111 135V136H110ZM120 135H121V133H120ZM155 135V134H154ZM157 136H159V133L158 134H156ZM191 135V134H190ZM227 135H225V136H227ZM234 135V134H233ZM124 135L122 134V136H120L121 138L120 139H123L122 137H123ZM126 136V135H125ZM145 136V135H144ZM161 136V135H160ZM162 136H163V134H162ZM182 136H184V134L182 135ZM187 136V135H186ZM199 136V135H198ZM224 136V137H225ZM234 136H236V135H234ZM132 137V136H131ZM185 137V136H184ZM190 137V136H189ZM219 137V136H218ZM237 137H239V135L238 136H236V137H232V139H233V141H232V139H231V141L229 142V140H228V143L229 144H233V146H230V147H232L233 148V152H231V154H227L226 155V153H228V152H226V153H224L226 156H225V161L227 160V162H229L231 159L233 160V159H235L236 160V157H235V155L236 154H238L239 152L240 153H242L243 155H244V152H242V148H240V146H239V142L241 143V141H242V143L245 141L244 139V141L243 140H238V139H235V138H237ZM126 138V137H125ZM130 138V137H129ZM128 138V139H129ZM144 138V137H143ZM196 138V137H195ZM220 138V137H219ZM226 138V137H225ZM251 138V137H250ZM131 139V138H130ZM146 139V138H145ZM158 139V138H157ZM159 139H160V137H159ZM227 139V138H226ZM226 139H223V137H222V140H226ZM239 139H240V137H239ZM246 139V138H245ZM256 139V138H255ZM136 140V139H135ZM141 140V139H140ZM161 140H163V138H161ZM182 140H184V139H182ZM197 140H198V138H197ZM197 140H195V141H197ZM200 140V139H199ZM202 140H204V139H202ZM217 140V139H216ZM221 140V141H222ZM128 141V140H127ZM143 141V140H142ZM219 141V140H218ZM247 141H252V143H253V140H248V138H247V140H246V142ZM130 142V141H129ZM164 142H167V141H164ZM248 143L249 144V146H250V144L251 143ZM84 143V144H85ZM143 143H145V142H143ZM246 143V144H247ZM258 143H260L259 141H258ZM258 143H256V142H254L253 144H251V146L252 147H254V148H256L255 150H257L259 147H258V145H260L261 146V143L260 144H258ZM264 143V142H263ZM245 144V143H244ZM245 144V145H246ZM141 145H143L144 146V144H141ZM227 145V144H226ZM241 145V144H240ZM244 145V146H245ZM264 144H262V146H263ZM168 146V145H167ZM171 146V145H170ZM170 146L168 147V148H170ZM185 146V145H184ZM229 146V145H228ZM242 146H243V144H242ZM247 147H248V145H246ZM113 147V149H111ZM115 147V148H114ZM138 147V146H137ZM146 146H144V148H145ZM202 148V147H201ZM250 148V147H249ZM262 148V147H261ZM260 148V149H261ZM138 149V148H137ZM143 149V148H142ZM142 149H140L141 150V153L143 152V150ZM186 149V148H185ZM200 149V148H199ZM245 149H247L246 147L244 148V150ZM251 150H253L252 148H250ZM82 150V149H81ZM116 150V151H115ZM146 150V149H145ZM144 150V153L147 151H145ZM151 150V149H150ZM162 150V149H161ZM160 150V151H161ZM170 150V149H169ZM169 150H168V152H167V150L165 151V154L166 153H170L169 152ZM201 150V149H200ZM200 150H198V151H200ZM227 150H229L228 148H227ZM243 150V151H244ZM259 150V149H258ZM159 151V152H160ZM224 151V150H223ZM246 151V150H245ZM254 151V150H253ZM82 152H84V151H82ZM149 152H151V151H149ZM157 152V151H156ZM156 152H151V153H153L154 155H156V156H154L153 157V154L151 155L150 153H145V155L142 153V155H143V159H144V156H145V158L147 159V161H148V163H149V166L147 165L146 166V168L148 167V169L147 170H149V171H147V170H145V172L146 173H148V175H150L149 177H151L152 176V180H151V178H149L150 179V181H149V179H147V177H146V180L149 182V185L150 186H152V187H155V188H152V187H149V185H147L146 183H148L147 181H146V185L148 186V188H152V189H158V188H163V190H164V192H166V190L165 189H168V188H166L165 186L167 185L168 186V183H170L171 182V178L172 177H174V176H172L171 178L169 177V175L170 174H167V171H168V169H169V167L167 166L169 163L171 164V160L172 159H174V158H170L171 156L169 155V154H166L167 156H169V157H167L169 160L168 161H166V166L168 167V169H166V166H164V168L163 169H166V174L167 175H165V176H167V177H169V178H167V180H169L170 179V181L169 182H167V180H165V181H163L164 179V177H162V179L163 180H161V176H162V174L164 173V172H156V171H158V170H155V169H157V159H158V157H157V155H159V153L157 154ZM247 152V151H246ZM245 152V153H246ZM258 152V151H257ZM263 152V151H262ZM160 153H162V157H163V151L162 152H160ZM233 153V154H232ZM239 153V154H240ZM260 153H261V150H260ZM96 154V155H97ZM164 154V155H165ZM174 154V153H173ZM242 154H240V155H242ZM91 155H93V154H91ZM119 155V154H118ZM117 155V156H118ZM140 155V154H139ZM180 155V154H179ZM192 155V154H191ZM255 155H256V153H255ZM260 154H259V152L257 153V156H254V157H252V158H249L248 156H246L245 157V155L243 156V160H242V158H241V160L242 161H244L243 162V164H242V166H243V169H242V171L241 172H243V173H245L246 172V174H247V178H248V182L249 181H251V178H253V175H257V174H255L256 172H257V170L259 171L260 169H259V167L262 165H260V160H259V156ZM83 156H85V155H83ZM120 156H122V155H120ZM120 156H119V158H118V161H119V159H120ZM160 156V155H159ZM173 156V155H172ZM264 155H262L261 157V159H263L264 157H263ZM88 157V156H87ZM86 156H85V159L87 158ZM91 157V156H90ZM93 157H91L92 159H94ZM114 157L116 158V159H114ZM140 157H141V155H140ZM156 157H157V159H156ZM165 157V156H164ZM176 157V156H175ZM237 157H239V156H237ZM123 158V157H122ZM142 158V157H141ZM159 158H161V157H159ZM197 158V157H196ZM240 158H239V160H240ZM3 158H2V156H1V154H0V216H2V222L0 221V259H4L3 257H5V259H4V262L2 263V264H11V263H13V264H64L65 262H66V260L65 259H63V258H61V259H63V260H65V261H63V262H61L62 260L59 258L58 260L56 259V258H54L53 259V257H50L49 259L48 258H45V257H47L46 255H48L50 252H48L49 251V249H48V251H46L47 250V248H46V252H48V254H46L45 255V251H43L42 249H41V247L44 249V247H48V245H46V244H48L49 242L51 243V244H53L52 243V241L53 240H51V241H49L48 240V243H45V241H46V237H48L49 235H50V233H47V234H45V232H44V227H46L44 224V221H41V217L42 216H44V215H42V213H44V212H46L47 210H50V208H52V207H50V202H51V200H50V198L48 197V196H46V198L45 199H43L45 196H39V194H37L38 192H37V190H36V192L33 190V188L32 189H28V187H26L25 185H24V183H21V185L20 184H18V183H20L21 181H19V178H18V176L19 175H17L18 174V170L15 168L16 166L15 165H13L12 167H10V168H8V167H6L7 165L6 164H4V162H3V160H2ZM90 159V158H89ZM88 159V160H89ZM91 159V161H93ZM179 159V158H178ZM178 159H177V163H178ZM165 160H167L166 158H164L163 160H162V158L160 159V161L161 162H165ZM174 160H176V159H174ZM181 160V159H180ZM224 160V159H223ZM232 160H231V162H232ZM238 160V161H239ZM91 161H88V163H91L92 165L94 164V161H93V163L91 162ZM159 161V162H160ZM195 161H196V159H195ZM237 161V160H236ZM258 161H259V163H258ZM87 162V161H86ZM143 162H144V160H143ZM142 162V163H143ZM161 162L159 163V164H161ZM163 162V163H164ZM173 162V161H172ZM262 162V161H261ZM141 163V162H140ZM148 163H145V165L146 164H148ZM162 163V164H163ZM176 162H175V164H177ZM234 163V162H233ZM158 164V165H159ZM161 164V168H162V166L164 165H162ZM174 164V163H173ZM231 164V163H230ZM96 165V166H97ZM184 165H186V164H184ZM198 165V164H197ZM232 165V164H231ZM15 166V167H14ZM96 166H94V167H96ZM101 166V165H100ZM155 166H156V168H155ZM176 166V165H175ZM175 166H172V164H171V167H175ZM178 166V165H177ZM176 166V167H177ZM237 166V165H236ZM92 167V166H91ZM90 166L88 167V168H91ZM142 167H144L143 165H142ZM170 167V168H171ZM188 167H189V165H188ZM193 167V166H192ZM18 168V167H17ZM124 168V169H123ZM145 168V167H144ZM158 168H160V165L158 166ZM242 168V167H241ZM261 168V167H260ZM9 169V170H8ZM97 169L99 170L100 169V167L98 168L97 167ZM181 169V168H180ZM188 169V168H187ZM193 169V168H192ZM199 169V168H198ZM240 169V168H239ZM262 169H263V167H262ZM89 170H91V169H89ZM161 171H162V169H160ZM170 170V169H169ZM186 170V169H185ZM190 170V169H189ZM219 170V169H218ZM125 171H127V173L125 172ZM135 171V170H134ZM172 171V170H171ZM170 171V172H171ZM178 171V170H177ZM183 171V170H182ZM91 172H92V170H91ZM131 172V171H130ZM137 172V171H136ZM143 172V171H142ZM144 172V173H145ZM150 172V173H149ZM179 172V171H178ZM192 172V174L191 175H193L194 174V172H195V170H194V172H193V170L191 171ZM190 172V173H191ZM198 172V171H197ZM238 172V171H237ZM164 173V174H165ZM186 174H187V172H185ZM190 173H189V176H190ZM214 173V172H213ZM219 173V172H218ZM239 173H240V171H239ZM238 173V174H239ZM242 173V174H243ZM22 174V173H21ZM161 175L160 177H158V175ZM164 174H163V176H164ZM179 174H180V172H179ZM196 174H198V173H196ZM245 174V175H246ZM109 175V174H108ZM143 174H141V176H142ZM147 174H146V176H148ZM200 175H201V173H200ZM241 175V174H240ZM244 175V176H245ZM139 176H140V174H139ZM145 176V175H144ZM141 177L142 179L143 178H145V177ZM185 176V175H184ZM197 176V175H196ZM181 177H182V175H181ZM198 177V176H197ZM211 177V176H210ZM246 177V176H245ZM140 178V180H142ZM188 178H191V177H188ZM196 178V177H195ZM166 179V178H165ZM186 179V178H185ZM204 179H205V177H204ZM246 179V178H245ZM250 179V180H249ZM109 180V181H110ZM128 180V181H127ZM132 180V179H131ZM145 180V179H144ZM172 180H173V178H172ZM189 180H191V179H188V181ZM206 180V179H205ZM204 180V181H205ZM108 181V182H109ZM174 181V180H173ZM172 181V182H173ZM186 181V180H185ZM247 181V180H246ZM245 181V182H246ZM261 181V180H260ZM143 181H141L140 182V184L142 183ZM212 182V181H211ZM247 182V183H248ZM264 182V181H263ZM133 183V182H132ZM189 183V182H188ZM203 183V182H202ZM255 183H257V182H255ZM110 184V186H111V182L109 183ZM113 184V183H112ZM144 184V185H145ZM214 184L215 183H213V186H214ZM260 184V183H259ZM128 185H130V184H128ZM127 185V186H128ZM173 185V183L171 184V186ZM200 185H201V183H200ZM205 185V184H204ZM210 185H212V183H210ZM252 185V184H251ZM110 186H108V187H110ZM113 186V185H112ZM126 186V185H125ZM141 186H143V184L141 185ZM213 186H212V188H213ZM250 186V185H249ZM258 186V185H257ZM262 186V185H261ZM97 187V186H96ZM106 186H104V188H105ZM130 187H132V186H130ZM129 187V188H130ZM146 187V186H145ZM200 187V186H199ZM205 187V186H204ZM207 187V186H206ZM211 187V186H210ZM251 187V186H250ZM264 187V186H263ZM263 187H260L261 189L263 188ZM30 188V187H29ZM94 188H95V185H94ZM94 188H92V189H94ZM99 188V187H98ZM107 188V187H106ZM112 188V187H111ZM111 188H110V190H109V192H108V194H106V196H108L109 195V197H113L112 195H111ZM115 187H113L112 189H114ZM120 188V189H121ZM127 188V187H126ZM129 188H127L128 190H129ZM147 188V189H148ZM165 188V189H164ZM202 188H203V186H202ZM211 188V189H212ZM214 188H216L215 186H214ZM218 188H219V186H218ZM116 188L114 189V191L115 190H117ZM119 189V190H120ZM197 190L199 189V188H196ZM201 189V188H200ZM199 189V191H202V190H200ZM217 189V188H216ZM104 190H106V189H104ZM122 190V189H121ZM121 190L119 191V193H121ZM159 190V189H158ZM205 190V189H204ZM210 190V189H209ZM213 190V189H212ZM211 190V191H212ZM218 190V189H217ZM221 190V189H220ZM94 191V190H93ZM168 192H170L169 190H167ZM199 191H198V194L199 195H201L202 196V194H201V192L199 193ZM259 191V190H258ZM263 191H264V189H263ZM163 191H162V194L164 193ZM167 192V193H168ZM209 192V191H208ZM113 193H115V192H113ZM216 193V192H215ZM222 193V192H221ZM105 194V193H104ZM118 194V193H117ZM170 194H172V193H170ZM205 194V193H204ZM218 194V193H217ZM173 195V194H172ZM198 195V196H199ZM216 195V194H215ZM114 196H117L116 194H114ZM120 196V195H119ZM119 196H117L118 198H119ZM117 197H113V199L114 198H117ZM176 197V196H175ZM49 198V199H48ZM106 198H108V197H106ZM260 198V197H259ZM263 198V197H262ZM122 198H119V200H121ZM115 200V199H114ZM113 201V200H112ZM112 201H109V202H111L112 203ZM117 201V200H116ZM115 201V202H116ZM115 204V203H114ZM255 204V203H254ZM262 204V203H261ZM112 205V204H111ZM115 205H117V204H115ZM257 206V205H256ZM117 207V206H116ZM258 207V206H257ZM257 207H255V208H257ZM112 208V207H111ZM253 208H254V206H253ZM260 208V207H259ZM193 209V208H192ZM258 209V208H257ZM263 209V208H262ZM261 209V210H262ZM52 210H50V212H51ZM116 211H118V210H116ZM252 211V210H251ZM254 211H255V209H254ZM254 211H253V214H254ZM20 213H22L23 215H26V217L28 218V221L30 222H28L29 224H33L34 225V229L31 227V228H29V232L26 230V232H28V233H26V234H28L27 236H28V238H29V240H28V238H27V236H25L26 238V241H23V239H24V237H23V239H20L21 237H22V233H24V232H20V231H22L21 229H22V227H21V229H20V227H19V234L21 235L19 238H17V240H14L13 238H12V236H11V234L13 233V229H12V227L14 226V228H16V224L18 223V214H20ZM47 213V212H46ZM53 213V212H52ZM150 213V212H149ZM250 213V212H249ZM264 213V212H263ZM21 215V214H20ZM42 215V216H41ZM231 215V214H230ZM229 215V216H230ZM250 215H252V213L250 214ZM137 216V215H136ZM170 216V215H169ZM228 216V217H229ZM232 216V215H231ZM138 217V216H137ZM143 217H145V216H143ZM147 217L149 218V216L147 215ZM146 217V218H147ZM156 217H157V215H156ZM156 217L155 218H153L152 216H151V219H155L156 220ZM174 217V216H173ZM133 218V217H132ZM136 218V217H135ZM160 219V217H157V219ZM166 218V217H165ZM164 218V219H165ZM231 220H232V218L231 217H229ZM253 220L251 221V223L250 224H252V230H251V233L252 234H255L254 235V237H257V240L258 239H260V241L261 242H264V240H263V238H262V234H259V231H258V229L260 228V227H264V214H262V212L260 211V210H257V211H255V216L254 217H251ZM250 218V219H251ZM1 219V218H0ZM137 219V218H136ZM150 219V218H149ZM162 219L163 218H161V222H162ZM169 219V218H168ZM175 219V218H174ZM154 220V221H155ZM173 220V219H172ZM171 220V218L168 220V221H172ZM177 220V219H176ZM187 220V219H186ZM40 221L42 222V223H44V224H42V223H40ZM66 221V220H65ZM132 221V220H131ZM136 222H137V220H135ZM134 221V222H135ZM150 221H152V220H150ZM149 221V222H150ZM205 221V220H204ZM222 221H223V219H222ZM133 222V223H134ZM135 222V223H136ZM153 222V221H152ZM152 222H150V223H152ZM157 222H160V220H158ZM157 222H153V225L155 226V224L154 223H157ZM165 222H166V220H165ZM180 222V223H179ZM179 222L177 221V222H175V223H177V225H178V223L181 225V222L183 223V225H186L187 223H185V222H183V221H180L179 220ZM187 222H189V220L187 221ZM250 222V221H249ZM133 223H130V222H128V224H133ZM167 223H170V222H167ZM174 223V224H175ZM185 223V224H184ZM62 224H64V222H62ZM137 224V223H136ZM171 224V223H170ZM190 224V223H189ZM189 224H187L186 225V227L189 225ZM196 224H198V225H196ZM20 225V224H19ZM18 225V226H19ZM48 225V224H47ZM138 225V224H137ZM151 226H152V224H150ZM158 225V223L156 224V226ZM191 226V228H193L194 230H195V228L197 229V230H195V231H197L198 233H199V235H201V237H202V239H204V241L205 242H200L201 240H198L199 242L196 244V245H198V244H203L204 245V243H206L207 244V246H205V249H209V250H212V248H213V251H217L218 253H219V255H221V256H223L224 255V259L225 258H228L229 260H230V262H228L227 260L228 259H225V261H227L228 263H230V264H264V247L262 246L261 248H259L258 249V251H259V253H260V260H257V259H255V258H257V257H253V254H255V253H253V254H250V255H252V257L250 258V256L249 257H247V255L246 254H244V251H242V250H240L239 249V247L238 248H236L235 247V245L234 244H232V243H229V242H227V241H225V239L224 240H222V239H219V238H217L213 233H212V230L210 229L211 228V226H208L209 224H207V223H205V222H201L200 224L199 223H197L196 221H195V224H190ZM63 226V225H62ZM150 226V227H151ZM159 226H161V224L159 225ZM158 226V228H160ZM65 227V224H64V226H63V228ZM129 227H130V225H129ZM135 227V226H134ZM153 227V226H152ZM183 227V226H182ZM230 227V226H229ZM156 228V227H155ZM185 228V227H184ZM189 228V227H188ZM65 229V228H64ZM63 229V230H64ZM190 229V228H189ZM188 229V230H189ZM227 229V228H226ZM225 229V230H226ZM18 230H15V231H17L18 232ZM24 231H25V229H23ZM185 230H187V229H185ZM187 230V231H188ZM192 229H190V231H191ZM223 230V229H222ZM230 230V229H229ZM46 231V230H45ZM155 231V230H154ZM65 232V231H64ZM197 232H195V233H197ZM15 233V232H14ZM52 233V232H51ZM55 233H57V232H55ZM25 234V235H26ZM49 234V235H48ZM189 234V233H188ZM187 234V235H188ZM190 235V234H189ZM198 235V236H199ZM15 236V235H14ZM194 236V235H193ZM18 237V236H17ZM67 237V236H66ZM65 237V238H66ZM219 237V236H218ZM252 237V236H251ZM200 238V236L198 237V239ZM18 239H20V240H18ZM248 239V238H247ZM22 240V241H21ZM63 240V239H62ZM224 241V242H223ZM47 242V241H46ZM64 243H67V245L65 246L64 245V243L62 244V247L63 246H65L64 248H68V250H70V248L71 249H73V247H74V244H76V243H74V242H72V241H70L68 238L66 239V242H65V239H64V241H63ZM197 242V241H196ZM242 242V241H241ZM59 243V242H58ZM57 243V244H58ZM62 243V242H61ZM55 244V243H54ZM53 244V245H54ZM236 244V243H235ZM52 245V246H53ZM260 245V244H259ZM59 246V245H58ZM189 246V245H188ZM187 246V247H188ZM209 246L210 247H212L211 249L209 248ZM234 246V247H233ZM238 246H240L239 244H238ZM256 246V245H255ZM54 247H55V245H54ZM56 247H57V245H56ZM60 247V246H59ZM58 247V249L57 250H55L56 251V253L58 252V254H59V252L61 251V248L62 247H60L59 248ZM177 247V246H176ZM186 247V248H187ZM191 247V246H190ZM199 247L200 248H204V247H202V245H199ZM260 247V246H259ZM177 248H179V247H177ZM181 248V247H180ZM193 248V247H192ZM191 248V249H192ZM196 248H198L197 246H196ZM195 248V249H196ZM235 248V249H234ZM241 248V247H240ZM53 249V248H52ZM51 249V250H52ZM55 249V248H54ZM183 249V248H182ZM199 249V248H198ZM198 249H196V250H194V251H197ZM238 249V250H237ZM64 250V249H63ZM66 250V249H65ZM176 250V249H175ZM185 249H183L182 251H184ZM181 251V252H182ZM193 250L191 251L190 250V248H189V250H188V248H187V251H185L184 253L182 252H180L181 254H183V255H181L180 257H177L176 258V263L175 264H190V258H191V256H192V253L194 252ZM215 251V252H216ZM64 252V251H63ZM75 252V251H74ZM178 252V251H177ZM217 252H216V254H217ZM55 252H54V256H56L55 254H56ZM69 253H70V251H69ZM258 253V252H257ZM256 253V254H257ZM45 255V257H44V255ZM62 254V253H61ZM60 254V255H61ZM51 255V254H50ZM193 255H194V253H193ZM58 256L59 255H57V258H58ZM226 256V257H225ZM255 256V255H254ZM64 257V256H63ZM258 257V258H259ZM173 258V257H172ZM175 259V258H174ZM61 260V261H60ZM77 260V259H76ZM102 260V258H100V261L99 262H97L96 264H103L102 262L103 261H101ZM69 261V260H68ZM72 261V260H71ZM78 261V260H77ZM82 261V260H81ZM87 261V260H86ZM90 262V261H89ZM83 263H85V262H83ZM107 263V262H106ZM69 264V263H68ZM76 264V263H75ZM82 264V263H81ZM94 264V263H93ZM105 264V263H104Z\"/></svg>",
  "mask_w": 264,
  "mask_h": 264
}]
</instances>
